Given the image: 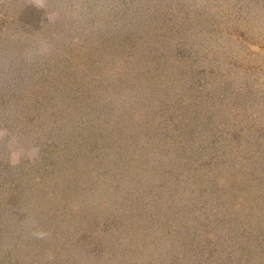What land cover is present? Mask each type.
I'll return each instance as SVG.
<instances>
[{"label":"rangeland","instance_id":"rangeland-1","mask_svg":"<svg viewBox=\"0 0 264 264\" xmlns=\"http://www.w3.org/2000/svg\"><path fill=\"white\" fill-rule=\"evenodd\" d=\"M0 264H264V0H0Z\"/></svg>","mask_w":264,"mask_h":264}]
</instances>
